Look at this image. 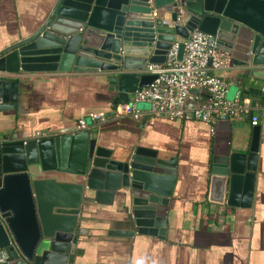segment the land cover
Masks as SVG:
<instances>
[{"label":"water","instance_id":"water-1","mask_svg":"<svg viewBox=\"0 0 264 264\" xmlns=\"http://www.w3.org/2000/svg\"><path fill=\"white\" fill-rule=\"evenodd\" d=\"M195 30L213 38L230 65L264 81V0H53L32 33L0 50V113L16 109L23 75L47 73L105 74L116 89L114 110L155 80L146 66L162 65L175 42L180 59ZM230 91L229 100L237 88ZM214 134L208 201L222 205L227 195L231 206L242 184L252 193L260 126L241 152L230 146L229 121H218ZM176 176L174 158L138 147L118 159L97 132L1 139L0 264H75L85 206H109L114 196L126 217L109 237L164 238Z\"/></svg>","mask_w":264,"mask_h":264},{"label":"crops","instance_id":"crops-1","mask_svg":"<svg viewBox=\"0 0 264 264\" xmlns=\"http://www.w3.org/2000/svg\"><path fill=\"white\" fill-rule=\"evenodd\" d=\"M52 2L0 0V50L32 33ZM215 74L228 81L230 88L236 87L260 118L250 198L242 184L234 205H227V195L222 205L208 201V164L215 135L211 125L148 116L111 120L90 132H97L101 145L112 150L118 159L141 147L156 152L158 158L176 160L177 176L168 203L167 228L164 238L109 237L108 232L126 217L121 197L114 196L109 206L89 203L80 223L87 234L81 238L78 248L82 253L76 256L75 264H264V95L260 92L263 81L230 64ZM116 95V89L102 73L23 75L18 84L16 109L0 113V141L31 137L38 131L53 133L92 113L111 114ZM230 126L232 151H246L253 127L248 120L230 122ZM43 176L70 181L69 176L55 173Z\"/></svg>","mask_w":264,"mask_h":264},{"label":"built area","instance_id":"built-area-1","mask_svg":"<svg viewBox=\"0 0 264 264\" xmlns=\"http://www.w3.org/2000/svg\"><path fill=\"white\" fill-rule=\"evenodd\" d=\"M181 23V20H177L173 25ZM178 53L179 44L175 42L162 65H147L144 73L155 76V80L147 88L130 95L128 103L118 105L111 114L92 113L71 127L53 133L38 131L31 138L39 140L52 135L90 131L122 117L134 120L148 116L170 121H200L211 125L212 130L218 121L248 120L252 127L258 126L260 118L251 109L248 99L237 91L229 100L231 84L215 74L225 68L229 61L219 53L213 38L195 30L184 42L180 59ZM260 92L264 95V81ZM138 104H148L149 109L139 110Z\"/></svg>","mask_w":264,"mask_h":264}]
</instances>
